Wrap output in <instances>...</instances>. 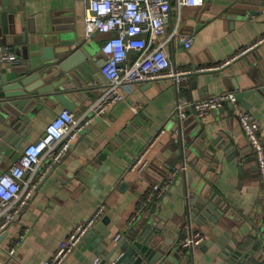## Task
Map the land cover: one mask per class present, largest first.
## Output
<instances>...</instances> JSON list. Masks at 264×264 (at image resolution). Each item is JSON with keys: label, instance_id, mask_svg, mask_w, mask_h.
I'll list each match as a JSON object with an SVG mask.
<instances>
[{"label": "crops", "instance_id": "crops-1", "mask_svg": "<svg viewBox=\"0 0 264 264\" xmlns=\"http://www.w3.org/2000/svg\"><path fill=\"white\" fill-rule=\"evenodd\" d=\"M84 8L81 0H0V13L4 9L13 12L8 15L6 30L0 17V48H9L17 61L0 62V73L23 64H41L44 49L54 47L56 39L68 46L82 42L90 46L93 87L70 97V111L76 116L90 113L101 95L104 80L100 69L105 59L101 47L108 38L95 33L87 39ZM177 15L173 7L170 25ZM181 31L193 35L192 47L186 50L178 42L167 47L173 64L191 71L181 84V94L173 78L124 87V99L79 135L62 162L48 170L46 164L40 167L43 177L35 195L0 239V264H43L100 205L104 211L88 233L90 237L87 234L63 264L103 262L116 242L153 219L170 227L169 238L176 247L190 232L206 235L203 245L184 255L189 258L186 264H225L219 243L225 233L224 247L238 244L237 248L245 251L252 246L254 234L264 227V197L258 163L236 107L224 104L205 124H199L192 111L180 120L175 105L179 95L199 100L264 89V45L236 57L264 37V0H205L201 7H186L181 11ZM227 61L219 69L206 70ZM248 103L251 106L246 110L260 124L264 142V94H253ZM133 107L138 111H132ZM64 109L59 102L38 108L18 144L9 145L1 154L0 175L44 135L46 126ZM160 131L164 133L149 156L146 170L131 172L136 157ZM189 131L200 135L202 148L209 155V148L215 149L212 161L204 165V175L195 182L198 191L203 189L210 201L219 202L224 216L215 222L207 219L203 225L192 220L188 228L186 179L182 173L179 176L178 169L186 165L191 171V165L198 162L192 157L187 158V164L182 161V144ZM216 159L219 162L215 164ZM156 184L169 189L160 199L153 196ZM154 199L157 202L152 205ZM13 248L15 253L11 254ZM120 254L118 251L111 260Z\"/></svg>", "mask_w": 264, "mask_h": 264}, {"label": "built area", "instance_id": "built-area-1", "mask_svg": "<svg viewBox=\"0 0 264 264\" xmlns=\"http://www.w3.org/2000/svg\"><path fill=\"white\" fill-rule=\"evenodd\" d=\"M84 5V26L87 39L95 33L108 35L101 47L105 57L100 69L104 80L101 95L93 103L90 113L76 116L64 109L49 123L44 135L28 147L14 165L0 175V236L16 222L35 195L42 175L40 167L47 165V170L62 162L70 152L79 135L95 120L102 118L108 109L124 99L122 89L140 83H153L162 78H173L178 93L181 84L186 81L191 71L179 69L167 52L173 42L180 43L186 50L192 47L193 35L181 31V11L186 7H201L205 0H81ZM173 7L177 17L171 25ZM264 45V37L257 43L244 49L236 57L249 50ZM132 54L134 56L132 57ZM235 57V58H236ZM16 63L9 48H0V62ZM210 67L206 70L219 69L228 64ZM200 69L199 71H204ZM237 93H224L199 100H189L178 96L175 111L180 120L192 111L199 124H205L209 115L224 106L236 107V114L242 131L254 153L261 176L264 197V142L261 126L254 117L239 105ZM132 111L137 112L133 107ZM160 133L149 142L130 167L131 172L143 173L149 165L150 154L159 141ZM40 175V176H39ZM168 186H153V196L162 198ZM104 206L100 205L91 217L78 225L65 239L54 255L43 264H63L70 254L82 243L94 223L102 215ZM207 240L204 233L190 232L180 241L181 251L203 245ZM15 253V248L10 250ZM100 259L96 264H100Z\"/></svg>", "mask_w": 264, "mask_h": 264}, {"label": "water", "instance_id": "water-1", "mask_svg": "<svg viewBox=\"0 0 264 264\" xmlns=\"http://www.w3.org/2000/svg\"><path fill=\"white\" fill-rule=\"evenodd\" d=\"M13 13L4 9L0 17L6 21L8 15ZM54 47L44 49L43 61L33 67L23 64L13 68L9 73H0V156L9 145H17L31 116L50 102L62 103L66 109L72 108L70 97H78L82 92L93 87L91 80L94 74L90 67L92 50L85 42L75 45V43L65 44L63 41L54 40ZM66 45V46H65ZM72 45L74 47H72ZM105 63V61L103 62ZM253 94L263 95L264 89L248 90L238 94V101L246 108H250L249 97ZM232 107V106H231ZM182 147V161L187 164V158L192 157L198 162L191 171L182 165L179 176L182 173L186 179V194L189 206V224L196 221L197 224H204L207 219L215 222L224 216V211L218 207V201H210L209 194L203 189L198 191L196 178L204 174V165L212 161L215 149L209 148V155L202 148L200 135L189 131ZM229 148V147H227ZM215 164L218 159L214 160ZM84 170V167H81ZM214 170V168H213ZM189 181H192L190 183ZM189 182V183H188ZM191 190V191H190ZM156 199L152 205H155ZM192 212V213H191ZM6 233V232H5ZM3 233L0 237H4ZM170 227L165 226L159 220L148 221L141 230L131 236H125L115 243L109 255L100 264H186L188 251H181L180 246L176 247L175 241L169 238ZM88 234L87 237H90ZM228 238V233L224 235ZM223 237L219 243L223 248L221 257L225 264H264V227L254 234L252 246L242 251L237 248L238 244L224 247L226 238ZM193 249H190L191 251ZM121 251L119 257L111 260L113 256Z\"/></svg>", "mask_w": 264, "mask_h": 264}]
</instances>
